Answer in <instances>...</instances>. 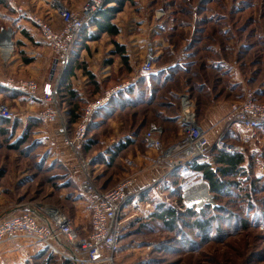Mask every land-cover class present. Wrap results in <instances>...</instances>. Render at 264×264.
Masks as SVG:
<instances>
[{
  "label": "rangeland",
  "instance_id": "rangeland-1",
  "mask_svg": "<svg viewBox=\"0 0 264 264\" xmlns=\"http://www.w3.org/2000/svg\"><path fill=\"white\" fill-rule=\"evenodd\" d=\"M36 7L39 13L46 11L43 2ZM9 10L7 7V11ZM161 11L164 12L161 19L165 21V25L161 33L151 34L148 42L157 43L156 46L154 45L158 55L154 69L172 63L173 57L167 55V50H173L175 60H178L180 55L186 53L187 45L191 43V36L201 41L197 44L196 52L194 49L189 50L193 53L191 61L194 62L188 72L179 71L166 85H160L155 82L156 80L151 84V73L142 76L147 77L150 85L148 96L145 98L148 99L147 101L124 105L121 108H114L113 102H109L110 108L108 107L105 114L94 115V112L83 138L85 143L83 157L87 161L92 159L89 168L92 181L103 191L128 177H136L137 183L142 182L141 174L149 170L144 161L142 163V159L149 156L157 158L159 155V152L149 146L145 139L152 125L163 128L160 139L164 146H170L182 139L183 131L175 118L177 110L167 103L168 99H175L176 91L181 93L182 90L188 89L197 99L199 123L206 117L209 108L221 101H228L231 106L232 103L246 98L247 94L253 93L257 101L264 103V90L261 89L264 88V0L205 2L203 0H135L128 3L116 16L115 22L127 23L131 20V25H134L130 35L135 34L132 37L128 35L126 40L130 39L133 47L139 49L133 58L137 66L132 68L135 74L145 55V28H141L142 20H145V25L150 28L157 23L155 16ZM205 18L208 24L200 26ZM197 25L203 27L206 32L194 36ZM164 28L166 30H163ZM139 33L142 34L139 36L142 38L137 40L136 35ZM112 43L115 44L114 40L105 34L95 40L91 47H89L90 43L84 44L87 47L84 57L79 55L77 59V63H83L87 67L96 66L95 69L91 68L98 74L108 63L111 64L106 71L111 74L104 78L100 94H93L95 87L91 82L85 84L86 87L82 86L85 80L84 72L83 76L72 80V87L76 88L80 85V90L84 92L82 94L85 97L84 104H81L84 105L85 111L90 104L106 95L109 90L125 85L135 76L128 72L121 61V56L115 52L114 56L109 58L111 62L105 60L102 66L97 64L99 57L107 56L108 49L114 48ZM212 51L216 54L211 53ZM16 53L17 51L14 55ZM19 55L22 65L15 64L13 68L6 67L0 58V81L5 82L9 78H14L33 79L42 83L40 76L41 72H44V69L40 70L42 57L37 55L38 60H35V63L26 65L29 63L24 60L22 53ZM47 58L49 60L52 58L50 53ZM29 59L34 61L33 58ZM209 59L212 60V66L207 65L206 61ZM242 80L244 82H241ZM136 82L121 89L130 88ZM242 83L245 85L239 88ZM259 91H263V94H259ZM16 94L17 97H14ZM22 95H24L22 91L11 89L0 82V107L7 106L13 112L10 118L12 124L0 125V218L20 213L27 207L57 208L64 211L71 218L74 227L86 236L90 232L91 211L85 195L78 186L79 167L76 158L65 145L64 135L58 131L62 128V124L41 122L38 114L45 108L44 103L38 99H28L26 95L24 98L27 99L20 100L19 97L22 98ZM61 108L67 123L68 136L74 138L82 117L72 125V122H69L70 116L65 114L66 107ZM97 110L99 108L94 111ZM168 117H172L173 120H169ZM223 126L225 127V122ZM1 129H6L7 134L2 133ZM233 131L229 136L225 133L227 141L241 145L246 156L247 172L239 179L244 181V187L249 188L253 177L258 190L251 192L254 197L252 210L250 205L237 202L235 208H232L233 212L230 213L240 215V219L244 217L247 219L249 216L250 223L244 227V223L242 224L239 219L235 224L229 223L227 226L224 224L225 233L221 234L220 239L197 242L195 236L194 243H190L189 247L185 248L175 241L178 236L175 231L152 217L150 207L145 205L146 202L136 203L133 205V211L122 219L124 228L119 254L122 264H264V131L256 137L246 135L240 125L235 126ZM14 143L20 147L16 148ZM86 145L89 150L85 148ZM121 145H125L124 148L118 153L115 152ZM182 175L192 179L187 184H182V176L173 175L166 184L161 185L164 199H169V203L176 205L178 202V195H172L176 188L181 187L180 190L183 192L186 185L205 180L199 175L192 177L190 173H182ZM246 190L241 193L245 195ZM210 195L213 197L211 192ZM181 196L183 200V193ZM155 200L152 201L154 205ZM227 201L228 198L225 196L219 203ZM214 202L218 205L215 200ZM128 216L130 218L125 219ZM253 219L258 221L255 222ZM42 251L28 259L25 264L62 262V258L57 255H49V252L45 255Z\"/></svg>",
  "mask_w": 264,
  "mask_h": 264
},
{
  "label": "built area",
  "instance_id": "built-area-1",
  "mask_svg": "<svg viewBox=\"0 0 264 264\" xmlns=\"http://www.w3.org/2000/svg\"><path fill=\"white\" fill-rule=\"evenodd\" d=\"M6 1L18 14L32 18L55 54L56 64L55 75L42 84L33 79L14 78L0 82L11 89L22 91L29 99L43 102L45 108L38 114L41 122L62 124L58 131L64 135L65 145L76 158L79 167L77 182L91 210V226L89 234L83 236L64 211L57 208L27 207L20 213L0 219V246L25 240L41 245L62 260L74 264H122L119 259L124 228L122 219L128 206L146 202L147 207L154 209L153 202L146 196L147 193H150L152 199L165 200L161 185L166 184L175 173L182 176V184H187L192 179L183 176L182 173H190L192 177L195 175L203 177L193 165L196 162L212 161L216 149L244 152L241 145L229 143L226 139L225 133L235 130V126L240 125L242 131L249 137H256L264 129V103L257 101L255 95L249 93L243 100L231 104L224 120L223 131L212 141L198 121L197 99L188 89L182 90L181 93L176 91L175 99L170 98L167 103L177 110L175 118L182 128V139L170 146H164L160 139L163 128L158 125H152L145 135L149 146L159 152L155 164L162 169V175L145 187L137 186L136 177H128L103 191L92 181L89 170L92 159L87 161L83 157L85 144L83 138L91 115L95 109L106 105L109 98L123 86L133 84L139 77L155 70L158 58L155 48L157 43H148L143 62L131 81L109 90L106 95L87 107L79 127L75 130L74 138H70L58 98L61 73L68 69L71 63L77 50L75 43L79 34L98 13L104 0H87L79 10L71 9L66 0H39L47 6L48 11L59 18L61 23L59 26L55 25L51 18L31 15L20 5L19 0ZM163 15V11L156 14L155 29L164 27L165 21L161 19ZM16 33V28L11 24L0 29V58L4 63L11 60L17 49ZM0 116L12 118L13 112L7 106H1ZM182 193L184 210L193 208L199 211L206 205L215 206L206 180L186 185ZM165 201L168 202L169 199Z\"/></svg>",
  "mask_w": 264,
  "mask_h": 264
},
{
  "label": "trees",
  "instance_id": "trees-1",
  "mask_svg": "<svg viewBox=\"0 0 264 264\" xmlns=\"http://www.w3.org/2000/svg\"><path fill=\"white\" fill-rule=\"evenodd\" d=\"M133 1L135 0H104L103 5L98 13L88 22V24L82 29L81 33L78 36V39L75 43L77 46V50L73 55L68 69L61 73V80L58 86L60 105L61 107H66L67 110L65 109V114H68L70 116L71 119L69 122H72V125L77 123L85 112V107H83L84 105L82 106V104H84L83 100L85 99V97L82 96L84 92L79 89H75L71 84V77L76 74L75 71L77 69H82L84 74L88 76L90 82L95 87L93 90V94L95 95L101 93V87L99 83L95 81V75L87 69V66L85 64L77 63V59H79L80 55V50L83 48H87L84 44L89 41L98 40L105 34L109 35L114 40V43L116 45L115 53L122 57L124 67H126L128 72H132L133 70L129 61L130 59L128 55H126L125 46L120 44L117 40V36L120 34L121 30L118 24L115 22L116 16L124 10L128 3ZM203 1L205 2L207 0ZM0 4H4L7 7L13 9L6 0H0ZM203 21L204 22L201 23L202 25L200 26H203V24L204 26L208 24L207 18L203 19ZM200 26L197 25V27L194 29V36L196 34L202 35L206 32L203 30L204 28H200ZM222 30L221 31L224 34V28ZM191 38V43L187 45V50H195L198 46L197 44L199 43V41H201L197 37L191 36ZM204 48L206 47H203V49ZM167 51V55L169 57L172 56V59L174 61V51H171L170 49ZM211 53H215V51H212ZM26 60L28 62L31 59ZM193 62L194 60L190 61V63H188L187 65H182L180 62H177L176 64L169 66L167 70L166 68L158 70L155 69L153 72H151L150 75L151 84L157 82L160 85H166L168 82L172 81L171 79L179 71L182 72L186 70L188 72V69L192 68ZM147 80L148 79L146 76H141L132 87L123 88L114 93L112 99L109 102H113L112 106H114V108H121V106L124 107V105H131L136 102L147 101L148 99L145 98L148 96L147 94L150 87ZM262 92L263 91H259L258 93L263 94ZM16 93L19 92L16 91ZM17 95L18 94H16V96L14 95V97H17ZM151 96L153 97L154 93ZM109 102L103 107H100V111H94L95 114L94 112L93 114H105V111L108 110V107L110 108ZM93 114L91 115V117L93 116ZM168 118L171 121L173 120L170 117ZM11 124L12 123L10 118L0 116V125L6 126ZM14 127L15 126L13 124V128ZM1 132L7 134L6 129H1ZM17 143H19V141ZM17 143H14V146H17ZM124 146L125 145L119 146V149L116 152L118 153L121 149L124 148ZM19 147L17 146L16 148ZM85 148H88V150L90 149L89 147H87V145L85 146ZM213 162L215 164V167H213L212 164L208 161L196 162L194 163L193 167L196 171L202 173L203 178L207 181L210 192L212 193L213 198L218 203V205H206L199 211L193 208L184 210V203L181 196L182 192L180 190L181 187L176 188L172 192V195H178V202L176 205L165 200L157 201L152 198L150 199L152 201H156L152 217L157 221H161L168 228L175 231L176 234H178V236L175 238V241H177L180 245H183L185 248H188L190 243H194L195 236L198 239L197 242H208L220 239L221 234L225 233V227H223L224 224L225 226H227L229 223L235 224V222L240 219V215L236 216L235 214L230 213L233 212L234 209L232 208H235V204H237V202H240L241 204L246 203V205L251 206V210L253 209L252 201H254V197L251 192L254 190H258L257 183L252 177V179L250 180V187L246 188L243 186L244 181L239 179L240 177L243 178V176L247 172L246 156L244 152H227L224 150L216 149L213 152ZM174 175L179 176V173H175ZM245 189H247L248 191L246 190V194L243 195L242 191ZM225 196H227L228 201L226 203H219V201ZM254 214L255 212L253 213V216ZM260 216L261 215H258V217ZM240 220L242 224L244 223V227H246L247 224L250 223L249 216L247 219H245L244 217ZM253 221L256 222L258 221V219H253ZM211 233L213 234L211 235ZM179 237H181V239H179ZM42 252L46 255L49 251L47 249H44ZM49 255L56 256L52 253H50ZM46 262L48 263V260H46ZM60 264L74 263L68 260H62Z\"/></svg>",
  "mask_w": 264,
  "mask_h": 264
},
{
  "label": "crops",
  "instance_id": "crops-1",
  "mask_svg": "<svg viewBox=\"0 0 264 264\" xmlns=\"http://www.w3.org/2000/svg\"><path fill=\"white\" fill-rule=\"evenodd\" d=\"M85 1H87V0H66L67 4L70 6V8L74 9V10H79L82 7V5L85 3ZM19 3L31 15H41L42 16L44 14L43 16L51 18L52 22H54L55 25L59 26L61 24L59 18L55 17L53 12L51 13L50 11H48L47 6L45 7L46 11H44V13H42L43 11H41V13L38 12L39 10L36 6L41 4L42 3L41 1H39V0H19ZM3 6L6 8H4ZM1 7H3V8H1ZM4 9H6V10H4ZM8 9H10V10L7 11L6 5L0 4V29L2 27L8 26L10 24L16 28V32H17L16 33V40H17V50L16 51L18 54L16 53V55H14L8 63H4V62L3 63L8 68H13L14 67L13 65H15V64L19 65L21 63V65H22V59L19 55V53H22V55L24 56V60L26 62H27L26 59L33 58L34 61L29 60L27 62L29 64H26V65H30V63L33 64V63H35V60H38L36 58L38 55V57H42V60L40 62L42 68L40 70L44 69V72H41V75H40L42 77L41 81H42V83H44L47 80H50L53 77V73L55 74V72H54L55 71V54L53 53L51 47L49 46L48 42L44 39L41 31L35 26V24L32 21V18L30 16L20 15L14 9H11L9 7H8ZM145 23H146L145 20H142V24H141L142 27L141 28H145L144 52L146 53L145 49H147L148 42L150 41L149 37L152 36L151 34H155L157 32H160L162 30V28H156L155 29L156 24H153L150 28H148V26H146ZM117 24L121 30L120 34L117 36V40L119 41L120 44L125 46L126 55H128V57L130 59L129 61H130L132 68H133V66L137 68V66L133 62V58H134V54L136 52H138L139 49H138V47H135V46L133 47L132 43L130 42V39L126 40V37L128 35L130 37H132V35L135 34V33H132L130 35L131 31H133L134 25H131V20L127 21V23L126 22H122V23L119 22ZM163 30H165V28ZM141 35L142 34H140V33L138 35H136V39L138 40L139 38H142V37H139ZM93 42H95V41L87 42V44L90 43L89 47H91V44ZM145 44H146V46H145ZM113 47H114L113 49H111V47L108 49V55L107 56H103L102 58L99 57V59H97L98 60L97 64L102 66L104 64L105 60L109 62V58L111 56H114L116 45L113 44ZM91 49L92 48H90V50ZM93 51H94V49H93ZM84 52H86L85 48L80 50V56L81 57H84ZM49 53L52 57L50 60L47 58V56H49ZM99 56H101V54ZM191 58H192V52L187 50L186 53L184 52L183 55H180L178 60L176 59L174 62L172 61V63L164 64L163 66L156 67L155 69L158 70V69L166 68V70H167L169 66L176 64L177 62H181V64L182 63L188 64V63H190ZM121 59H122V57H121ZM121 61H123V60H121ZM12 62H15V63L12 64ZM206 62H207L208 66H212V60L209 59ZM6 64H8V65H6ZM23 65H25V64H23ZM110 65L111 64L108 63L103 68V70L101 69L102 71H100L99 74L97 73V71L93 70L96 68V66L87 67V69L90 70L95 75V81L97 83H99L100 87H101L102 83L104 82V78L109 77V75L111 74V73L106 72L108 70V68H110ZM75 72H76V74L73 77H71V82H72V80H75V78L83 76V70L82 69H77ZM131 73H132L131 75H135V72L132 71ZM84 79L85 80L83 81L82 86L86 87L85 84H88L90 82V79L88 78L87 75H85ZM241 82H244V80H242ZM244 85H245V83H242V85H239L240 86L239 88H242ZM80 88H81V86L79 85V87L77 86L75 89L80 90ZM261 89H264V88H261ZM241 92H242V95H244V92L243 91H241ZM24 96H25V94L22 95V98L19 97V99L23 100ZM26 97H27V95H26ZM24 99H27V98H24ZM229 111H230V105H229L228 101L218 102L215 106L209 108V110L206 114V117L203 118L202 121H200V125L202 126L203 129H205L210 140H215L216 136L221 131H223V129H224L223 122H224L225 118L227 117ZM170 118H172V117H170ZM263 131H264V129L261 132H263ZM227 133L226 134L229 136L230 134H232V131H231V133H230V131ZM143 161H144L145 165L149 168V170L146 173L143 172V174H141L140 180L142 182L137 183V186H139V187H145L147 185H150L155 180H157L163 173L162 169L155 164L156 156H155V158H153L152 156L151 157L149 156L148 158L142 159V163H143ZM148 163H150V165H148ZM210 163L212 164L213 167H215L213 160L210 161ZM145 169L146 168H144V170ZM146 196L148 197L149 200L151 199L150 193H147ZM144 200H145V198H144ZM150 201H152V200H150ZM154 207H155V205H154ZM132 208H133V205L128 206L125 210V214L123 215V217L125 215H127L128 213L132 212L133 211ZM153 211H154V209L150 208V212L153 213ZM2 218H0V219H2ZM129 218L130 217L128 216V218H125V219H129ZM123 222H124V220H123ZM90 226H91V214H90ZM79 230H81L80 227H79ZM40 250H44V247H42L41 245L31 243L29 241H25V240H19V241H15L12 243H6V244L0 246V264H25L28 259H31L32 256L38 255V252Z\"/></svg>",
  "mask_w": 264,
  "mask_h": 264
},
{
  "label": "bare ground",
  "instance_id": "bare-ground-1",
  "mask_svg": "<svg viewBox=\"0 0 264 264\" xmlns=\"http://www.w3.org/2000/svg\"><path fill=\"white\" fill-rule=\"evenodd\" d=\"M205 188V187H204ZM206 189V188H205ZM204 194H206V193H204ZM207 195V194H206ZM206 197H208V196H206ZM209 199V198H208Z\"/></svg>",
  "mask_w": 264,
  "mask_h": 264
}]
</instances>
